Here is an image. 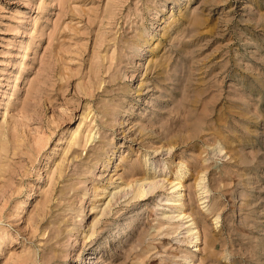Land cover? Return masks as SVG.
I'll use <instances>...</instances> for the list:
<instances>
[{
  "label": "rangeland",
  "instance_id": "374dc122",
  "mask_svg": "<svg viewBox=\"0 0 264 264\" xmlns=\"http://www.w3.org/2000/svg\"><path fill=\"white\" fill-rule=\"evenodd\" d=\"M0 264H264V0H0Z\"/></svg>",
  "mask_w": 264,
  "mask_h": 264
},
{
  "label": "bare ground",
  "instance_id": "6f19581e",
  "mask_svg": "<svg viewBox=\"0 0 264 264\" xmlns=\"http://www.w3.org/2000/svg\"><path fill=\"white\" fill-rule=\"evenodd\" d=\"M157 161V160H156ZM149 180H151V179H149ZM148 181V180H147ZM148 182H150L149 183V189H147L146 187V183H143V184H140V186H139V188H138V190L136 191V193H135V197H138V198H144V196L145 195H147L150 191H151V188H153L154 186H155V182H152V181H148ZM147 182V183H148ZM156 189V188H155ZM153 190V189H152ZM160 200V199H159ZM195 239H196V241H195V243H198L199 242V237H198V235H196L195 236ZM197 249V248H196ZM184 259H186L187 260V258H184Z\"/></svg>",
  "mask_w": 264,
  "mask_h": 264
}]
</instances>
